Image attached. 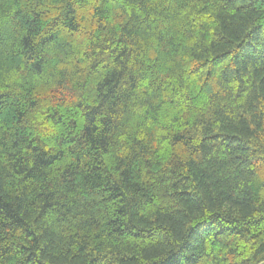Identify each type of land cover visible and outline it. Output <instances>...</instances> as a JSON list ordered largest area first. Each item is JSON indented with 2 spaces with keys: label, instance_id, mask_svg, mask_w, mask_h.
<instances>
[{
  "label": "trees",
  "instance_id": "16d2710c",
  "mask_svg": "<svg viewBox=\"0 0 264 264\" xmlns=\"http://www.w3.org/2000/svg\"><path fill=\"white\" fill-rule=\"evenodd\" d=\"M264 263V0H0V264Z\"/></svg>",
  "mask_w": 264,
  "mask_h": 264
},
{
  "label": "water",
  "instance_id": "95a60500",
  "mask_svg": "<svg viewBox=\"0 0 264 264\" xmlns=\"http://www.w3.org/2000/svg\"><path fill=\"white\" fill-rule=\"evenodd\" d=\"M262 264H264V263H262Z\"/></svg>",
  "mask_w": 264,
  "mask_h": 264
}]
</instances>
